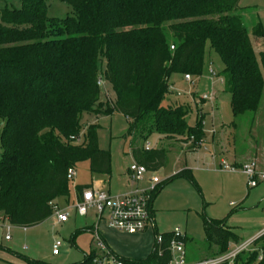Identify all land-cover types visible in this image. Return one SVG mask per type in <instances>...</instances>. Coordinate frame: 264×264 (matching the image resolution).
Masks as SVG:
<instances>
[{"label": "trees", "instance_id": "16d2710c", "mask_svg": "<svg viewBox=\"0 0 264 264\" xmlns=\"http://www.w3.org/2000/svg\"><path fill=\"white\" fill-rule=\"evenodd\" d=\"M46 1L22 0L21 9H0V219L10 225L29 229L51 218L56 200L71 195L69 170L83 162L93 174L111 175V154L100 148L99 126L84 125L86 114L124 115L131 121L124 137L134 143L157 134L190 143L191 151L199 148L202 123L190 126L189 107L171 101V78L199 79L208 43L223 62L234 115L260 108L264 54L260 65L238 14L241 0H60L73 8L62 20L48 15ZM252 35L264 39L261 27ZM102 82L112 86L114 101H101ZM82 132V142L71 139ZM131 153L149 173L166 164L163 148L146 151L133 144ZM178 178L198 187L191 170L167 183ZM91 188L78 185L75 191L81 198ZM204 231L212 258L242 244L225 220L205 219ZM173 234L160 235L159 244L156 232L146 260H116L170 264ZM188 240L185 236V244ZM260 242L264 237L254 241ZM104 259L94 251L81 264ZM235 264H264V248L242 253Z\"/></svg>", "mask_w": 264, "mask_h": 264}, {"label": "rangeland", "instance_id": "374dc122", "mask_svg": "<svg viewBox=\"0 0 264 264\" xmlns=\"http://www.w3.org/2000/svg\"><path fill=\"white\" fill-rule=\"evenodd\" d=\"M46 5L50 17L62 20L73 14V8L60 0H47ZM5 7L21 9L22 0H0V9ZM238 14L243 17L245 27L251 34L256 58L261 65L264 39L257 40L252 31L261 27L264 33V0H241ZM223 70L220 56L208 43L205 66L199 79L192 78L191 83L183 75L175 74L171 78L174 93L171 101L174 105L189 107L187 122L190 126L202 123L205 139L194 151L189 149L190 143L169 141L157 134L149 137L146 142L134 143L131 137H124L131 122L124 115L86 114L84 125L99 126L100 148L111 154V175L91 173L88 161L78 165L76 177L70 180V197L59 198L55 202L60 211L69 212L72 216L66 224H57L55 211L44 223L29 229L14 227L1 219L0 264H26L27 260L45 264H81L94 251L100 256L105 255L101 252L100 243L110 253L109 257L106 255L103 264H112V259L116 258L146 260L155 245V230L159 236L180 230L189 238L187 245L185 244L187 258H199L205 253L209 254L204 231L205 219L225 220L240 243L253 241L254 236L264 229V186L250 189L244 174L240 171L232 173L227 167L236 165L235 153L246 162L256 160L259 155L262 158L264 156V92L257 112L236 117L231 95L223 85ZM101 87V101H114L112 86L102 82ZM205 96L209 100L202 103L201 99ZM3 125L0 119V137ZM81 136L82 142L84 132ZM133 144L136 147L150 144L152 150L163 148L167 152L165 166L156 173H149L138 186L133 183L129 173L134 165L131 153ZM1 153L0 143V159ZM183 170L192 171L198 187L184 178L167 183ZM153 176L158 177L161 182L157 187L160 192L153 201L155 230L151 227L136 235L121 233L110 229L105 221L98 223L94 211L83 217L71 208L76 199V183L87 184L92 179L103 180L106 192L117 196L136 187L149 189ZM97 223L98 235L92 229ZM58 241L62 246L59 255H54V245ZM237 246L239 245L233 244L230 249ZM263 248L264 243H254L249 252L261 253Z\"/></svg>", "mask_w": 264, "mask_h": 264}, {"label": "built area", "instance_id": "2783aa9c", "mask_svg": "<svg viewBox=\"0 0 264 264\" xmlns=\"http://www.w3.org/2000/svg\"><path fill=\"white\" fill-rule=\"evenodd\" d=\"M174 49V47H172ZM188 82L192 83V77L185 76ZM202 100H209V97L205 96ZM82 136H74L71 139L74 142L80 143ZM146 151H151L150 144L145 145ZM232 173L240 171L248 179V186L250 189H256L260 186H264V161L250 160L240 165L227 167ZM133 183L138 186L143 182L149 174L146 167L138 165L134 162L129 170ZM76 177V170H69V178L74 179ZM151 187L149 189H135L123 193L117 196L97 189H87L83 192L81 198L73 204V209L80 216H88L90 211H94L97 215L98 223L105 221L107 226L113 230L130 235H136L138 233H144L147 229L155 227L154 214H153V194L156 191L158 185H160V179L153 176L150 180ZM233 206V204H231ZM54 211L56 212L57 222L66 223L70 219L69 212L60 211L59 207L54 203ZM1 220V219H0ZM10 230V227L8 228ZM173 238L170 241L168 250L171 253L172 260L170 264H235V260L239 255L245 252H249V248L254 244L257 238L264 237V229L261 230L253 241H247L234 249H231L228 253L215 257L208 258L198 262H188L186 245L184 242L185 236L180 230L173 232ZM98 235V234H97ZM10 237H7L9 239ZM157 241L162 244L164 239L162 236H157ZM62 246L60 241L54 245V255H59V250ZM101 251H106V248L100 243ZM107 252V251H106ZM262 260V257H260ZM98 264H103V261H95ZM112 264H122V262L112 259Z\"/></svg>", "mask_w": 264, "mask_h": 264}, {"label": "crops", "instance_id": "0c3cea01", "mask_svg": "<svg viewBox=\"0 0 264 264\" xmlns=\"http://www.w3.org/2000/svg\"><path fill=\"white\" fill-rule=\"evenodd\" d=\"M202 100V99H201ZM205 102H207V100L206 101H203L202 100V103H205ZM262 156V155H261ZM260 155H259V157H257V159H259V158H262ZM256 159V160H257ZM216 160V159H215ZM250 161V160H249ZM264 161V156H263V158L262 159H260V162H263ZM223 162V161H222ZM234 162H235V164H236V166L237 165H240V164H243L244 162H246V161H243V159H241V156L239 155V154H237V153H235V155H234ZM78 185H91L92 186V189H97V190H104V191H106L105 190V187H106V185H105V182L102 180H95V179H92V182H90V183H87V184H81V183H76V186H78ZM261 187V186H260ZM259 188V187H258ZM75 189H76V187H75ZM134 188H132V189H130L129 191H131V190H133ZM129 191H127V192H129ZM127 192H125V193H127ZM75 195H76V199H75V202L73 203V204H75L76 202H77V200L80 198L78 195H77V193H76V191H75ZM72 209H73V207H71ZM152 209H153V205H152ZM75 210V209H74ZM76 212V211H75ZM77 214V213H76ZM153 214H154V216H155V213H154V211H153ZM78 215V214H77ZM95 215H96V213H95ZM97 216V215H96ZM72 218V216L70 215V219ZM70 219H69V221H70ZM68 221V222H69ZM68 222H66V223H68ZM66 223H58L57 222V224H66ZM154 225H155V219H154ZM98 228H99V226H98V223L95 225V227H93L92 229L95 231V233L96 234H99V232H98ZM153 228V227H152ZM111 229V228H110ZM154 230H155V227L153 228ZM113 230V229H112ZM157 231L155 230V233H156ZM260 232V231H259ZM130 235V234H129ZM257 236V234L254 236V238ZM188 238V237H187ZM103 244V243H102ZM187 245V244H186ZM103 246L106 248V251H101V252H104V254L105 255H103L102 257H106V255H108V257H109V250H108V248L103 244ZM208 252V251H207ZM188 256V255H187ZM208 258H212V257H210V255L208 254H204V255H202V256H200L199 258H196V257H192L191 259H188L187 258V260H188V262H190V263H192V262H197V261H201V260H204V259H208Z\"/></svg>", "mask_w": 264, "mask_h": 264}]
</instances>
